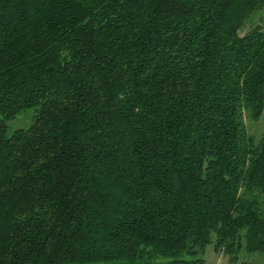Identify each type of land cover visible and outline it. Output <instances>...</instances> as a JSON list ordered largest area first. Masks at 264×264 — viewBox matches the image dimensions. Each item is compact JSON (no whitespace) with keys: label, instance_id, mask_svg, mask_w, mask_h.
Masks as SVG:
<instances>
[{"label":"trees","instance_id":"trees-1","mask_svg":"<svg viewBox=\"0 0 264 264\" xmlns=\"http://www.w3.org/2000/svg\"><path fill=\"white\" fill-rule=\"evenodd\" d=\"M263 108L264 0H0V264L264 252Z\"/></svg>","mask_w":264,"mask_h":264},{"label":"rangeland","instance_id":"rangeland-1","mask_svg":"<svg viewBox=\"0 0 264 264\" xmlns=\"http://www.w3.org/2000/svg\"><path fill=\"white\" fill-rule=\"evenodd\" d=\"M32 115L33 110H29L20 114L17 119L10 122V133L18 128L28 127L31 123ZM247 131L256 142L261 140L264 134V108L259 119L247 120ZM211 239V243L207 244L200 254V257L207 264H264V252H249L246 246L243 245V248L238 251L236 258L233 259L235 255L216 249L215 234L212 235Z\"/></svg>","mask_w":264,"mask_h":264}]
</instances>
